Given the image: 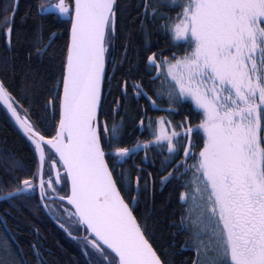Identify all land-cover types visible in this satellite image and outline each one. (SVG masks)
<instances>
[{
    "label": "snow or ice",
    "instance_id": "obj_1",
    "mask_svg": "<svg viewBox=\"0 0 264 264\" xmlns=\"http://www.w3.org/2000/svg\"><path fill=\"white\" fill-rule=\"evenodd\" d=\"M18 4L19 0H9L0 9V27L9 48ZM118 8L117 0L37 4L42 17L54 13L70 21L61 76L55 85L59 120L54 136L42 135L28 109L0 80V101L38 153L36 172L18 179L9 190L0 188V199H31L38 190L40 204L50 215L58 210L48 201L67 202L71 210L61 211L70 223L60 224L58 214L57 223L73 240L83 241L81 250L88 264H93V258L95 264H169L146 235V221L142 224L134 214L137 197L130 195L131 178L122 173L118 187L106 159L112 155L122 160L143 150L147 160L148 149L159 146L168 153L161 169L172 168L161 177L162 185L190 176L182 187H190L191 192L179 196L190 203L180 229L190 233L184 246L194 251L195 259L186 264H264V0H140L136 10L147 87L145 77L135 78L138 64L116 80V87L125 98L131 87L133 96L146 99L154 110L173 113L177 105L190 102L200 120L196 125L187 118L173 124L167 116L147 117L152 138L132 147L119 146L123 117L117 124L115 116L123 106L121 100L113 97L109 108H104L115 80L106 66L109 45L117 32ZM165 8L179 11L170 15ZM154 31L167 36L173 48L181 42L187 48L182 52L170 48L153 51ZM55 37L52 32L45 43L41 36L34 45L35 54L48 55ZM127 51L125 46V60ZM165 51L171 54L166 56ZM112 63L115 73V61ZM34 83L39 84L38 80ZM161 103L168 107L162 108ZM52 105L50 99L45 108ZM143 111L146 116L147 109ZM108 115L113 116L111 127ZM139 124L145 127L143 118ZM194 131L203 133L198 151L192 150ZM182 136L186 145L178 144ZM46 147L58 156L66 185L70 184L65 195L57 192L59 171L55 174L57 186L51 175L45 179ZM189 160L193 162L189 164ZM0 162L10 171L24 168L12 155L0 157ZM50 167H55L54 163ZM141 179L140 175L135 177L137 191ZM147 185L145 180V190ZM81 228L86 235L74 236L73 230ZM32 248L39 259L40 250L35 244ZM0 264H5L3 259Z\"/></svg>",
    "mask_w": 264,
    "mask_h": 264
},
{
    "label": "trees",
    "instance_id": "obj_2",
    "mask_svg": "<svg viewBox=\"0 0 264 264\" xmlns=\"http://www.w3.org/2000/svg\"><path fill=\"white\" fill-rule=\"evenodd\" d=\"M8 2L9 0H0V9ZM39 3L46 4L47 2L46 0H19L15 22L12 25L11 48L6 44L4 28L0 27V80L4 81L15 100L31 113L30 119L36 129L45 137L50 138L55 135L59 120V108L55 103L57 93L55 85L61 76L62 49L69 38L70 23L52 14H45L42 17L37 9ZM117 3L119 5L117 32L112 41L116 42L117 55L114 61L118 60V63L115 73L112 72L113 65L107 68L108 75H114L115 80L112 82V95L107 96L104 108L105 110L109 108L113 97L121 100L123 106L119 114L115 116L117 124H121L120 118L123 117L122 139L119 146L132 147L138 141L152 138L146 127L148 122L147 118H144L143 110L147 109L146 115H152L155 111L148 106L147 101L134 97L131 87L128 89L126 98L120 95L116 87V80H120L131 66L137 64L139 71L136 72L135 78L145 77L147 87L142 47L143 36L140 31V17L136 10V5L140 3V0H117ZM125 9L126 11H122ZM163 11L175 15L179 9L165 8ZM9 15L11 16V13ZM2 19L3 16L0 15V20ZM52 32L56 33V37L52 47L48 50V55L37 56L34 45H38L41 36L46 43ZM152 41L153 51L159 48H170L171 51L182 52L187 48V45L182 42L178 47L173 48L168 37L158 31H154ZM125 46L128 48L127 60L124 59ZM170 54V51L164 52L166 56ZM36 80L39 82L38 85L34 83ZM105 85L107 86V80ZM149 93L151 94V91ZM50 99L53 100V105L46 109L45 104ZM176 108V112H160L159 115L167 116L173 124H179L186 118L193 125L199 123L200 114L193 111L190 102H185ZM21 115L23 116L24 113L21 112ZM106 118L111 127L113 116L108 115ZM142 118L145 121V127L141 130L139 121ZM101 119L105 117L102 116ZM179 130L178 128L177 131ZM202 141L203 133L194 131L192 150L198 151L199 147H202ZM178 144L186 145L187 140L182 136ZM9 155L22 161L24 168L10 171L0 162V188L4 190H9L18 182V179L29 178L36 172L38 153L35 152V146L31 141L18 130L0 103V157ZM167 155L166 148L162 150L159 146H153L148 149L147 160H145L143 150L134 153L128 162L124 160L122 162L112 155L107 156L106 159L113 169L118 187L122 183V173L131 178L130 195L137 197V202L133 205L134 214L142 224L146 221V235L149 236L150 242L161 258L166 259L169 264H186L195 259V253L191 248L184 246L190 233L180 229L187 203L181 201L179 196L181 192L189 190L190 187L185 188L182 185L187 184L190 176L184 177L183 180L166 181L162 185L161 177L168 171H172V168L161 169V161ZM133 157L136 166L132 162ZM192 162L189 160V164ZM137 175L142 177L139 191L136 190L135 185ZM145 180L148 181L147 190H145ZM67 191L68 184L66 185L64 180L57 186V192L65 195ZM121 191L124 192L125 189L121 188ZM56 203L60 205L64 202L56 201ZM36 229L39 231L37 232ZM32 244L40 250L39 260L33 251ZM0 259H3L5 264H12V261H22L23 264H88V259L83 255L79 243L55 226L52 218L45 212L37 192L31 199L23 196L10 201L0 199Z\"/></svg>",
    "mask_w": 264,
    "mask_h": 264
},
{
    "label": "flooded vegetation",
    "instance_id": "obj_3",
    "mask_svg": "<svg viewBox=\"0 0 264 264\" xmlns=\"http://www.w3.org/2000/svg\"><path fill=\"white\" fill-rule=\"evenodd\" d=\"M46 4H48V3H56L57 2V0H46ZM52 15H55L54 13L52 14ZM61 20H65V21H67V22H69L70 23V21L68 20V19H66V18H60ZM116 55H117V46H116V42L115 41H112V43L109 45V54H108V59H109V63L107 64V68L108 67H110V66H112L113 65V61H114V59H115V57H116ZM117 63H118V60L115 62V65H117ZM158 83V82H157ZM150 94V93H149ZM151 95V94H150ZM140 99H143V98H140ZM145 102H146V99H143ZM147 104H148V102H147ZM143 106H144V103H143ZM148 106H150L149 104H148ZM178 106V105H177ZM176 106V107H177ZM161 107L162 108H167L168 107V105L166 104V103H162L161 104ZM151 109L153 110V111H155V112H153V114L151 115V114H148V115H146L145 116V113L143 114L144 115V118H147V117H152L153 119H155V118H158V117H160V115H159V113L160 112H163V113H165V112H167V111H161V110H154L152 107H151ZM157 113V114H156ZM147 122H148V120H147ZM147 124V123H146ZM140 128H141V126H140ZM143 128H141V130H142ZM138 152V151H137ZM137 152H135V153H137ZM45 154H46V159H45V168H44V175H45V179H47L50 175L53 177V183H54V186H57L56 185V180H55V167H57V169H58V171L61 173V177H60V183L59 184H61L62 183V181H64L65 180V177H64V175H63V168H62V166H61V164H60V161H59V159H58V156L56 155V154H54V151L53 150H50L49 148H45ZM131 156H133V155H131ZM130 156V157H131ZM130 157H126V158H123L122 160L120 159V161H122L123 162V160L126 162H128L129 161V159H130ZM134 157H136V155L134 156ZM133 157V160H132V162H133V164L136 166V164H135V158ZM54 163V165H55V167H50V165L51 164H53ZM109 167H110V165H109ZM111 168V167H110ZM112 169V168H111ZM113 170V169H112ZM68 190H69V184H68ZM37 193H38V196H39V191L37 190ZM60 195V194H59ZM56 201H59V200H53V201H48V203L50 204V205H53V206H55V208L58 210V213H54V214H52V216H50L51 218H52V220H53V223L55 224V226H57L59 229H61L62 230V232L65 234V235H67V236H69L68 234H67V232L63 229V228H61L60 227V224H69L70 223V221H67L66 220V218H64L65 217V213H63V211H61V209H63V208H69L70 210H71V206L70 205H68L67 204V202H64V203H61L60 205L59 204H57L56 203ZM61 202V201H60ZM46 212V211H45ZM47 213V212H46ZM48 214V213H47ZM59 215L60 217H61V219H60V224H58L57 223V220H56V215ZM73 235L74 236H81V237H83V236H85L86 235V231L83 229V228H81V229H79V230H73ZM70 238H72L71 236H69ZM76 241V240H75ZM77 243H79V245L81 246V244L83 243V241L81 240V241H76ZM33 245V244H32ZM40 259V258H39ZM38 259V260H39ZM86 259H88V258H86ZM93 264H95V258H93Z\"/></svg>",
    "mask_w": 264,
    "mask_h": 264
},
{
    "label": "water",
    "instance_id": "obj_4",
    "mask_svg": "<svg viewBox=\"0 0 264 264\" xmlns=\"http://www.w3.org/2000/svg\"><path fill=\"white\" fill-rule=\"evenodd\" d=\"M0 103H1V105L5 108V110L7 111V109H6V107L4 106V104H3V102L2 101H0ZM8 112V111H7ZM9 114V116L11 117V115H10V113H8ZM12 119V118H11ZM13 120V119H12ZM13 122H14V120H13ZM14 124H15V122H14ZM15 126L18 128V130L23 134V132L19 129V127L15 124ZM24 135V134H23ZM44 168H45V163H44ZM55 171L57 172L58 171V169H57V167H55ZM55 172V173H56ZM114 177V176H113ZM115 179V178H114ZM69 188H70V184H69ZM47 212V211H46ZM48 213V212H47ZM49 214V213H48ZM50 215V214H49ZM50 216H52V215H50ZM159 254V253H158Z\"/></svg>",
    "mask_w": 264,
    "mask_h": 264
},
{
    "label": "rangeland",
    "instance_id": "obj_5",
    "mask_svg": "<svg viewBox=\"0 0 264 264\" xmlns=\"http://www.w3.org/2000/svg\"><path fill=\"white\" fill-rule=\"evenodd\" d=\"M188 191L191 192V188H189ZM189 207H190V203H187V208H186V210H187Z\"/></svg>",
    "mask_w": 264,
    "mask_h": 264
}]
</instances>
